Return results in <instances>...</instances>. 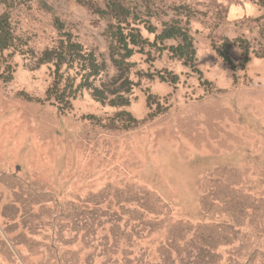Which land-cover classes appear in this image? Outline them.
Segmentation results:
<instances>
[{
	"label": "rangeland",
	"instance_id": "rangeland-1",
	"mask_svg": "<svg viewBox=\"0 0 264 264\" xmlns=\"http://www.w3.org/2000/svg\"><path fill=\"white\" fill-rule=\"evenodd\" d=\"M115 1L32 0L12 13L32 53L0 54L13 66L0 78V264H264V58L251 55L234 81L212 47L257 36L250 18L260 12L248 0H120L158 29L187 13L194 64L209 83L155 54L141 66L180 72V83L141 80L124 108L132 128L88 91L64 115L35 101L51 81L37 58L58 38L56 19L105 54ZM229 55L239 68V48ZM147 88L167 106L161 113L151 115ZM102 214L122 221L112 227ZM125 223L141 236L133 254ZM167 244L178 246L174 263Z\"/></svg>",
	"mask_w": 264,
	"mask_h": 264
},
{
	"label": "trees",
	"instance_id": "trees-1",
	"mask_svg": "<svg viewBox=\"0 0 264 264\" xmlns=\"http://www.w3.org/2000/svg\"><path fill=\"white\" fill-rule=\"evenodd\" d=\"M31 1L0 0V54L6 52L10 59L15 55L24 57L32 53L28 43L16 36L12 23V13ZM248 1L260 11L256 17L250 18V21L257 22L255 29L257 36L241 34L232 39L224 37L219 45L212 43L217 55L230 66L234 81L237 69L243 70L250 61L251 55L264 58V0ZM121 3L117 0L115 3L107 4V12L111 14L112 21L108 25L110 41L105 54L101 53L97 46L89 47L76 40L73 32L65 30L62 23L56 19L55 29L58 38L51 46L44 48L37 58L39 64L49 66L51 81L43 97L35 98V101L47 102L54 106L59 114L64 115L71 111L72 102L84 91H88L96 102L121 108L116 114L123 123L120 127L132 128L138 120L124 108L129 106L133 90L138 87L141 80L156 77L160 82L172 87L180 83V72L167 68L149 70L148 67L153 65L155 54L167 51L172 59L195 73L202 83H209L194 64L195 47L188 28L190 17L187 13L176 12L177 16L174 19L161 22V28L158 29L150 22V16L141 18L137 12H133L130 7ZM179 7L186 9L185 5ZM251 27L250 24V29ZM142 30L151 34L152 39L144 36ZM253 44H257L258 48ZM236 47L240 50L239 68L233 64L229 55L230 50ZM135 56L140 58L136 59ZM143 63L148 64V67L143 68L141 66ZM12 73L11 62L1 60L0 57V78L8 81L13 77ZM145 99L148 107L155 108L151 115L159 114L163 107H167L155 94L149 92L148 88L145 89ZM102 216L108 218L107 224L112 227H116L122 221L120 216L113 214L109 217L106 214ZM119 226H123L125 231L122 238L127 241L126 254H129L128 251L133 254L132 250L137 245L131 240L133 237L140 240L141 236L138 231L128 228L127 223ZM167 248L169 254L165 261L174 263L170 253H176L178 246L167 244Z\"/></svg>",
	"mask_w": 264,
	"mask_h": 264
},
{
	"label": "clouds",
	"instance_id": "clouds-1",
	"mask_svg": "<svg viewBox=\"0 0 264 264\" xmlns=\"http://www.w3.org/2000/svg\"><path fill=\"white\" fill-rule=\"evenodd\" d=\"M232 11H233V14H239L241 10L239 8H233Z\"/></svg>",
	"mask_w": 264,
	"mask_h": 264
},
{
	"label": "crops",
	"instance_id": "crops-1",
	"mask_svg": "<svg viewBox=\"0 0 264 264\" xmlns=\"http://www.w3.org/2000/svg\"><path fill=\"white\" fill-rule=\"evenodd\" d=\"M239 9H240V8H239ZM258 11H259V10H258L257 7H256V13H257ZM259 12H260V11H259ZM259 12H258V13H259Z\"/></svg>",
	"mask_w": 264,
	"mask_h": 264
}]
</instances>
